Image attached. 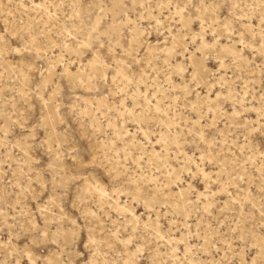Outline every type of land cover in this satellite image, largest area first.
Returning <instances> with one entry per match:
<instances>
[{
    "label": "rangeland",
    "instance_id": "374dc122",
    "mask_svg": "<svg viewBox=\"0 0 264 264\" xmlns=\"http://www.w3.org/2000/svg\"><path fill=\"white\" fill-rule=\"evenodd\" d=\"M51 255L264 264V0H0V264Z\"/></svg>",
    "mask_w": 264,
    "mask_h": 264
},
{
    "label": "bare ground",
    "instance_id": "6f19581e",
    "mask_svg": "<svg viewBox=\"0 0 264 264\" xmlns=\"http://www.w3.org/2000/svg\"><path fill=\"white\" fill-rule=\"evenodd\" d=\"M195 67H196V71L197 74L201 75L204 71V69L206 68V66L203 64V62L196 60L195 61ZM32 259L34 260V264L37 263V258L32 256ZM59 260V256L57 255H51L48 258H46L45 260L42 261L43 264H54L55 262H57Z\"/></svg>",
    "mask_w": 264,
    "mask_h": 264
}]
</instances>
